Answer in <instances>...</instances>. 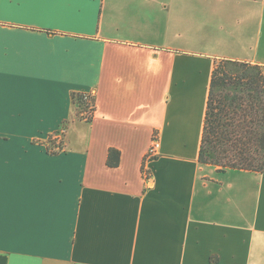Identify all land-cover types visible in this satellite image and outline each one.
Here are the masks:
<instances>
[{"label": "crops", "instance_id": "crops-1", "mask_svg": "<svg viewBox=\"0 0 264 264\" xmlns=\"http://www.w3.org/2000/svg\"><path fill=\"white\" fill-rule=\"evenodd\" d=\"M221 60L264 0H0V264H264V174L199 162Z\"/></svg>", "mask_w": 264, "mask_h": 264}, {"label": "trees", "instance_id": "trees-1", "mask_svg": "<svg viewBox=\"0 0 264 264\" xmlns=\"http://www.w3.org/2000/svg\"><path fill=\"white\" fill-rule=\"evenodd\" d=\"M83 118L89 103L73 95ZM88 121H91L88 120ZM111 150L109 166L118 165ZM199 162L219 172L244 170L264 174V67L221 60L213 71Z\"/></svg>", "mask_w": 264, "mask_h": 264}, {"label": "built area", "instance_id": "built-area-1", "mask_svg": "<svg viewBox=\"0 0 264 264\" xmlns=\"http://www.w3.org/2000/svg\"><path fill=\"white\" fill-rule=\"evenodd\" d=\"M84 96V99L91 104V97L88 93H83L82 94ZM89 104V105H90ZM92 107V106H91ZM91 110H93V107L91 108ZM93 112V111H92ZM93 115V113H92ZM92 115H88L87 113H83V118L84 120H90L92 118ZM62 135H63V131H61L57 136H56V140H61L59 141L60 142V145L59 144H53V148L52 151H60L62 149ZM161 149V142H160V139H159V136L158 134H155L152 138V141H151V145L149 147V150L146 154V157H145V163L148 164V163H151L153 162L154 160L157 159L158 155H159V151ZM145 176L147 178V180L150 182L151 181V175L150 173L148 172H145Z\"/></svg>", "mask_w": 264, "mask_h": 264}, {"label": "rangeland", "instance_id": "rangeland-1", "mask_svg": "<svg viewBox=\"0 0 264 264\" xmlns=\"http://www.w3.org/2000/svg\"><path fill=\"white\" fill-rule=\"evenodd\" d=\"M250 58H252V57H250ZM254 58V57H253ZM258 58V57H257ZM90 104V103H89ZM93 107V110H91V108ZM92 111H94V104L92 103V101H91V104L89 105V107H88V109H87V111L85 112V113H87L88 115H92ZM59 141H61V140H56L54 143H53V141H50L49 142V147L50 148H53V144L55 145V144H59L60 145V142Z\"/></svg>", "mask_w": 264, "mask_h": 264}]
</instances>
